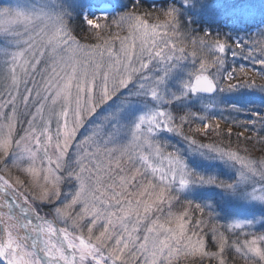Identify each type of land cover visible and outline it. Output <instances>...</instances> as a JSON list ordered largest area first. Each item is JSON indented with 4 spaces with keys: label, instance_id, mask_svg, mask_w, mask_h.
I'll list each match as a JSON object with an SVG mask.
<instances>
[{
    "label": "snow or ice",
    "instance_id": "1",
    "mask_svg": "<svg viewBox=\"0 0 264 264\" xmlns=\"http://www.w3.org/2000/svg\"><path fill=\"white\" fill-rule=\"evenodd\" d=\"M0 264H264V0L0 3Z\"/></svg>",
    "mask_w": 264,
    "mask_h": 264
},
{
    "label": "rangeland",
    "instance_id": "2",
    "mask_svg": "<svg viewBox=\"0 0 264 264\" xmlns=\"http://www.w3.org/2000/svg\"><path fill=\"white\" fill-rule=\"evenodd\" d=\"M9 2L15 3L16 0H0V3H2V4H7ZM256 79H257V83H261V81L259 80V78H256ZM259 154H260L259 152H256V155H259Z\"/></svg>",
    "mask_w": 264,
    "mask_h": 264
}]
</instances>
